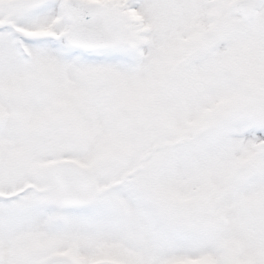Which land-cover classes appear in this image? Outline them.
Segmentation results:
<instances>
[{"label":"snow or ice","instance_id":"snow-or-ice-1","mask_svg":"<svg viewBox=\"0 0 264 264\" xmlns=\"http://www.w3.org/2000/svg\"><path fill=\"white\" fill-rule=\"evenodd\" d=\"M0 264H264V0H0Z\"/></svg>","mask_w":264,"mask_h":264}]
</instances>
